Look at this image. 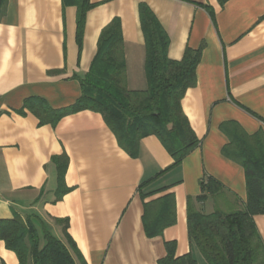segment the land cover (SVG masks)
I'll list each match as a JSON object with an SVG mask.
<instances>
[{
    "label": "crops",
    "instance_id": "obj_1",
    "mask_svg": "<svg viewBox=\"0 0 264 264\" xmlns=\"http://www.w3.org/2000/svg\"><path fill=\"white\" fill-rule=\"evenodd\" d=\"M78 34V5L64 0H5L0 5V219L30 216L68 248L75 264H158L174 242L177 256L191 252L209 264L190 240L188 205L211 213L242 209L245 169L222 150L221 130L237 122L248 134H264V0H89ZM147 4L168 35V57L202 48L196 84L182 109L200 143L183 160L156 135L140 140L137 156L126 152L93 110L40 122L28 100L53 109L73 104L80 79L97 53L102 29L121 21L127 87H147L146 41L140 4ZM65 156L60 186L58 157ZM223 185L206 200L202 180ZM63 189V193H61ZM172 194L176 223L160 236L144 228L145 203ZM264 242V214L254 216ZM0 264H19L0 239Z\"/></svg>",
    "mask_w": 264,
    "mask_h": 264
},
{
    "label": "trees",
    "instance_id": "obj_2",
    "mask_svg": "<svg viewBox=\"0 0 264 264\" xmlns=\"http://www.w3.org/2000/svg\"><path fill=\"white\" fill-rule=\"evenodd\" d=\"M224 4L227 0H219ZM5 0H0V5ZM78 5V27L81 29L89 0H64ZM141 28L146 41L147 87L130 90L127 87L126 61L121 21L114 18L106 25L98 40L97 53L85 77L80 79L82 93L71 105L53 109L42 98L28 100L40 117V122L56 123L62 117L81 110L101 113L114 132L119 145L130 155L137 156L140 140L156 135L180 163L199 143L182 109V99L188 88L196 84V67L202 48L187 47L181 59L168 57V35L145 3L140 4ZM229 143L223 154L240 164L246 173L247 202L242 209L211 213L188 205V232L209 264H264V242L256 227L254 216L264 214V134H248L237 122L221 125ZM58 163L60 186L63 187L65 156ZM204 201L220 192L223 185L207 177L202 180ZM61 189V193H63ZM149 237L160 236L165 228L176 223V203L172 194L145 203L143 217ZM45 243L30 216L14 215L0 219V239L14 250L19 264H75L66 245L42 224ZM167 254L158 264H198L191 252L177 256L174 242H166Z\"/></svg>",
    "mask_w": 264,
    "mask_h": 264
},
{
    "label": "rangeland",
    "instance_id": "obj_3",
    "mask_svg": "<svg viewBox=\"0 0 264 264\" xmlns=\"http://www.w3.org/2000/svg\"><path fill=\"white\" fill-rule=\"evenodd\" d=\"M228 208H229V209H226L225 212H231V211H233V208H234V207L229 206Z\"/></svg>",
    "mask_w": 264,
    "mask_h": 264
}]
</instances>
